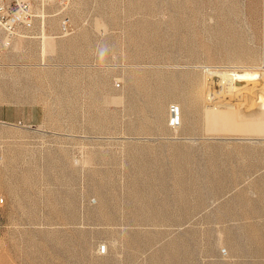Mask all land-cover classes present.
<instances>
[{
    "label": "rangeland",
    "instance_id": "374dc122",
    "mask_svg": "<svg viewBox=\"0 0 264 264\" xmlns=\"http://www.w3.org/2000/svg\"><path fill=\"white\" fill-rule=\"evenodd\" d=\"M5 1L0 264H264V0Z\"/></svg>",
    "mask_w": 264,
    "mask_h": 264
},
{
    "label": "bare ground",
    "instance_id": "6f19581e",
    "mask_svg": "<svg viewBox=\"0 0 264 264\" xmlns=\"http://www.w3.org/2000/svg\"><path fill=\"white\" fill-rule=\"evenodd\" d=\"M150 1V0H149ZM249 72V71H248ZM248 72L243 73H213V81L217 91L209 90L207 96L210 104L222 107L240 104L249 106L257 97V93H264V73L251 76ZM211 81V80H210ZM211 86L210 88H212ZM255 96V97H254Z\"/></svg>",
    "mask_w": 264,
    "mask_h": 264
},
{
    "label": "built area",
    "instance_id": "2783aa9c",
    "mask_svg": "<svg viewBox=\"0 0 264 264\" xmlns=\"http://www.w3.org/2000/svg\"><path fill=\"white\" fill-rule=\"evenodd\" d=\"M36 18V10L30 2L0 0V46H9Z\"/></svg>",
    "mask_w": 264,
    "mask_h": 264
}]
</instances>
